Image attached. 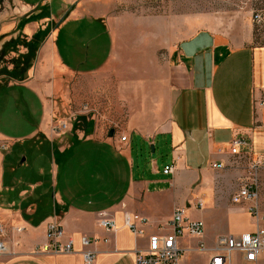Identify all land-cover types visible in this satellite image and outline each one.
<instances>
[{
    "label": "crops",
    "instance_id": "1",
    "mask_svg": "<svg viewBox=\"0 0 264 264\" xmlns=\"http://www.w3.org/2000/svg\"><path fill=\"white\" fill-rule=\"evenodd\" d=\"M69 1L74 6L60 19L39 16L34 0H16L23 13L11 30L23 21L21 40L41 37L36 48L19 51L34 54L28 77L7 88L23 89V101L35 98L41 111L27 133L29 160L6 164L12 143L0 132V143L7 147L0 144V226L8 247L0 264H85L87 251L95 255L92 264H135L151 235L169 232L173 211L194 209L197 199H203L201 210L209 203L203 223L215 213L228 218L230 233L216 235L213 242L254 232V219L246 211L251 203H234L231 197L247 163L264 156V109L256 103L264 96V30L250 16L204 27H197L202 20L195 19L182 27L196 30L176 43L153 39L136 47L124 35L128 25L108 21L106 0ZM111 66L117 69L110 72ZM79 79L88 93V111L71 114L74 125L65 122V129L72 132L54 141L48 126L52 99L63 91V100L75 101L72 91ZM64 81L71 93L65 94ZM236 136L249 140L238 157L229 154ZM84 143L93 145L92 155L74 158L75 144ZM148 147L153 153L165 151L168 159L161 164L141 159ZM214 163L224 168L213 170ZM165 167L171 173L165 174ZM259 183L258 206L264 213V171ZM125 212L146 219L138 225L142 234L124 226ZM101 218L112 220L113 229L101 226ZM53 221L72 241L71 254L38 249ZM204 228L205 237V223Z\"/></svg>",
    "mask_w": 264,
    "mask_h": 264
},
{
    "label": "rangeland",
    "instance_id": "2",
    "mask_svg": "<svg viewBox=\"0 0 264 264\" xmlns=\"http://www.w3.org/2000/svg\"><path fill=\"white\" fill-rule=\"evenodd\" d=\"M34 1L38 2L37 13L43 18L55 16L61 19L70 13L74 6V3L69 0ZM104 9L105 14H108L107 19L112 25H128L130 31L129 33L124 32V35H130L128 39L134 43V46L139 47V45L151 44L153 39L158 44L167 41L176 43L191 30H196V28L182 27L183 23L188 20H202V23L198 22L196 26L204 27L210 21L215 20L223 23L233 17L250 16L252 18L255 13L261 11L264 13V0H106ZM22 13L16 0H0V132L7 133L3 134L11 141V154L14 155L12 158L17 161L30 159L29 145L32 141L28 138L27 133L28 130L37 125L41 111V104L35 98H30L28 102L23 101L22 97L27 96L23 89L13 88L9 90L7 88L11 82L24 81L28 77L27 70L33 66L35 61L34 55L19 54L20 49L26 46L25 39L21 40L20 35H18V30L23 28V21H20L17 29L11 30L12 23L17 22L18 19L16 20V18L21 17ZM45 28L48 30L47 32L51 31L50 26ZM115 68L117 69L116 66H111L110 72L115 71ZM127 70L133 69L127 67ZM68 81L66 83L64 81L62 86L65 89V94L71 93V87L67 85ZM77 84L79 85H76L72 91L75 96L73 102H70V99L63 100V91L54 95L52 99L54 104L53 120L48 125L51 127L50 131L60 123L67 122V124L74 125V117L71 114L82 110L87 105L85 103L90 102L83 81L79 79ZM83 113L87 114L86 112ZM71 125L70 128L74 127ZM67 129H54L52 131L53 136H56L54 141L62 139L65 135L68 136L71 130L67 132ZM1 145L6 147V144ZM93 149L92 144H75L72 155L74 158L92 155ZM3 151L5 150L3 149ZM140 158L147 162L154 158L161 164L168 159V153L159 150L151 153V148L148 147L142 151ZM135 159L137 161V158ZM13 160L9 166L15 164ZM245 175H247V169L244 171ZM259 189L261 190V187ZM263 193L264 190L262 189V195ZM208 208L209 203L205 202L203 210L190 209L186 213L191 219L201 221L205 210ZM204 223L208 229V235L204 237V242L208 248L215 245L213 240L216 235H228L231 231L228 227V218L223 214H212ZM183 244L189 243L184 242ZM190 244H194V241H191ZM206 258L204 252H187L182 254L179 264H205ZM232 264H243L238 254H232ZM259 264H264V257Z\"/></svg>",
    "mask_w": 264,
    "mask_h": 264
},
{
    "label": "built area",
    "instance_id": "3",
    "mask_svg": "<svg viewBox=\"0 0 264 264\" xmlns=\"http://www.w3.org/2000/svg\"><path fill=\"white\" fill-rule=\"evenodd\" d=\"M254 23L259 26V29L264 30V13L258 12L253 15ZM257 105L264 109V96L256 101ZM88 110V105L83 107ZM65 129L66 123H60L54 129ZM121 142L126 141L125 136H121ZM249 140L245 136H236L231 139L229 154L238 157L239 149L248 147ZM214 170H221L224 166L221 163L211 165ZM245 169L247 175L243 177L239 190L232 195L234 203H251L247 206V212L254 219L255 231L245 232L239 235L220 236L216 238L215 245L208 248L203 241L205 234L204 223L201 220H194L186 214L187 208H176L173 211L171 220L166 227L169 232L158 233L151 235L147 241V248L144 252H139L135 255V264H179L183 253L198 252L206 253L208 264H232V254H238L241 257L243 264H259L264 257V213L259 210V177L264 171V156L250 160ZM165 174L171 173L170 167L163 169ZM204 207L203 199H197L193 205L196 210H201ZM124 216V226L131 230L134 234H142L138 225L146 224V219L140 215L127 213ZM100 225L107 230L113 229V222L110 219L101 218ZM162 230V229H160ZM46 242L39 248L44 252L54 254H71L73 251L72 241L65 236L60 225L56 222H50L46 227ZM3 228L0 226V255L4 254L8 247L3 240ZM194 241V244H190ZM189 243L184 245L183 243ZM89 243L88 239H82V245L86 246ZM95 255L91 251L83 254L85 264H92L95 260Z\"/></svg>",
    "mask_w": 264,
    "mask_h": 264
},
{
    "label": "trees",
    "instance_id": "4",
    "mask_svg": "<svg viewBox=\"0 0 264 264\" xmlns=\"http://www.w3.org/2000/svg\"><path fill=\"white\" fill-rule=\"evenodd\" d=\"M23 23H25V22H23ZM40 33L33 39V41L32 42H26L25 43V45L26 46H28L29 48L31 47V48H36L38 45L36 44L38 41H39V39H40ZM27 55H34V54H32V53H30V54H27ZM14 156V155H13ZM11 160H13V158H7V161H6V164H7V162H9V161H11Z\"/></svg>",
    "mask_w": 264,
    "mask_h": 264
},
{
    "label": "water",
    "instance_id": "5",
    "mask_svg": "<svg viewBox=\"0 0 264 264\" xmlns=\"http://www.w3.org/2000/svg\"><path fill=\"white\" fill-rule=\"evenodd\" d=\"M152 153H153V148L151 149Z\"/></svg>",
    "mask_w": 264,
    "mask_h": 264
}]
</instances>
